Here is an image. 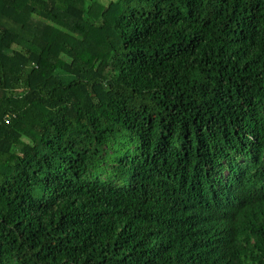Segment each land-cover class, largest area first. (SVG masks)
Segmentation results:
<instances>
[{
  "label": "trees",
  "instance_id": "obj_1",
  "mask_svg": "<svg viewBox=\"0 0 264 264\" xmlns=\"http://www.w3.org/2000/svg\"><path fill=\"white\" fill-rule=\"evenodd\" d=\"M0 264H264V0H0Z\"/></svg>",
  "mask_w": 264,
  "mask_h": 264
},
{
  "label": "rangeland",
  "instance_id": "obj_2",
  "mask_svg": "<svg viewBox=\"0 0 264 264\" xmlns=\"http://www.w3.org/2000/svg\"><path fill=\"white\" fill-rule=\"evenodd\" d=\"M109 0H98V2L102 5H106L108 3ZM131 146V144H130Z\"/></svg>",
  "mask_w": 264,
  "mask_h": 264
},
{
  "label": "built area",
  "instance_id": "obj_3",
  "mask_svg": "<svg viewBox=\"0 0 264 264\" xmlns=\"http://www.w3.org/2000/svg\"><path fill=\"white\" fill-rule=\"evenodd\" d=\"M5 122L7 123L8 122V119H5Z\"/></svg>",
  "mask_w": 264,
  "mask_h": 264
}]
</instances>
